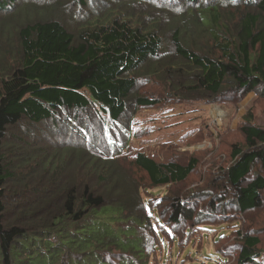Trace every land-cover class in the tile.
Listing matches in <instances>:
<instances>
[{"label": "trees", "instance_id": "obj_1", "mask_svg": "<svg viewBox=\"0 0 264 264\" xmlns=\"http://www.w3.org/2000/svg\"><path fill=\"white\" fill-rule=\"evenodd\" d=\"M203 36L209 37L206 51L197 42ZM153 79L154 92L139 89ZM230 88L234 96L259 89L264 94V0H0V264H160L163 235L171 245L178 241L166 221L181 225L183 248L190 224H202L227 200L241 211L263 207L261 126H242L245 144L234 146L227 164L217 162L226 192L215 191L212 178V189L197 195L208 197L198 211L190 206L194 189L178 185L199 175L201 151L185 161L186 153L165 156L170 144L128 157L114 152L120 142L111 132H128L121 122L133 114L125 116L127 110L194 96L216 100ZM59 115L73 128L79 123L88 139L94 132L90 117L97 116L107 148L73 139L50 154L49 148H25L29 140L14 130L28 121L48 122L61 134L69 124ZM15 147L19 165L29 167L37 157L39 178L47 175L49 190L63 191L39 202L54 215L40 229L29 218L9 223L5 216L9 183L26 180L12 163L15 154L9 151ZM210 161L214 167L215 159ZM70 162L74 168L67 171ZM122 163L135 169L123 170ZM257 167L262 172L253 173ZM40 185L37 178L25 189L48 197ZM150 186L178 194L168 204L163 197L145 200L141 192ZM236 238L232 264L263 263L259 233L242 229Z\"/></svg>", "mask_w": 264, "mask_h": 264}, {"label": "rangeland", "instance_id": "obj_2", "mask_svg": "<svg viewBox=\"0 0 264 264\" xmlns=\"http://www.w3.org/2000/svg\"><path fill=\"white\" fill-rule=\"evenodd\" d=\"M61 1L65 2L68 0ZM174 1L176 0H165L167 4ZM63 12L68 13V8L64 7ZM191 30H193L192 33L197 35L198 31L196 27ZM208 39V36L197 38L198 45L203 46L205 51V48L209 44ZM156 83L157 81L153 79L150 83H145V85L142 83L139 89H143L146 92H154ZM226 90L216 100H212L214 96L202 95L203 98H196L194 96L187 100L172 99L165 105L140 106L127 110L125 116L133 114L129 120H122L121 122L128 126L126 128L128 132L122 131V127H116V131L111 132L113 141L117 140L120 142V147H115L114 152L119 154L120 157H128L139 151H153L162 144H170L171 146L166 147L164 150L165 156H170L171 150L177 153H186L187 155L184 158L182 157L181 160L185 161L187 157H193L196 151H201L200 161L202 163L198 166L200 176L193 174L188 183L178 185V189H182L183 191L194 189L191 195L192 205L190 206L192 210L198 211L207 204L208 197L197 195L203 189H212V185L210 184L212 178H214L215 182H213V189L215 191L221 190L222 193L226 192L227 188H225V185L227 183L224 179L220 180V170L222 168H219L217 172V162H219L220 167L222 163L227 164L230 161L229 156L234 146L236 144H245L242 126L251 125L252 123L264 128V94L260 92V89L244 96H234L235 90L231 88ZM150 96L155 95L152 94ZM59 116L62 124H69L62 122V119H64L63 115ZM90 119H92V125H94V132L89 139L79 123L73 128V126H70L71 122L68 125L69 127L64 126L66 129L61 134L53 130L52 124L48 122L31 125L28 121L25 125L19 124L14 130L19 131L21 136L29 140V143L26 142L25 148H33L35 146L38 150L49 148L52 150L50 154L55 152L56 148H65L66 145L63 144H74V141L80 140H82L80 142H83L85 139H88L89 143L93 144L95 148H107L108 143L103 139L102 121L97 116H91ZM29 132L31 134H28ZM73 139L75 140L73 141ZM13 141L14 138L9 136L8 144L13 145ZM108 149L111 152L110 147ZM18 151L19 149L15 147L9 152L15 154L12 158V163L17 164V168L25 172L26 180L22 181L20 179L9 183L5 197L7 207L5 216L9 223H18L24 218H29V225H38L37 228L40 229L43 225L47 224L48 220L51 222V217L54 215L50 214L52 212L50 209L44 207L45 202H39H42L44 199H46L45 201H51L50 198L54 199L56 196H62L63 191H59L58 187L55 191L49 190V187L53 186V184L49 181L47 175L39 178V174L37 173L38 165L35 164L38 161L37 157L32 160L29 167H25L26 165L23 164L19 165L20 161L16 158ZM162 152H156L155 154H162ZM174 155L176 156L177 154L174 153ZM210 159H215L216 164L214 167ZM66 165L69 168L67 171H71L74 168V164L71 162L66 163ZM120 166L121 168L123 167V170H132L134 168L124 163L120 164ZM79 170L83 169L80 168ZM43 171L44 168L42 169ZM260 172L262 171L259 167L253 171V173ZM37 178L41 184L37 186V189L41 190L44 187L45 192L51 193L47 194L48 197L36 198L37 191L32 190L31 188L33 187L25 189L27 187L26 184L32 186ZM96 181L98 182V180ZM21 182L26 183L23 185ZM150 187L148 193L141 192L145 200L149 198L148 195L155 202H159L163 197L165 204H168L167 199L171 200L172 195L178 194L172 187ZM101 188L103 192L110 194L108 190L106 191L103 187ZM116 193L118 195L119 191ZM227 193L226 196L231 199L232 194L230 193V189H228ZM183 195L185 194L181 193V196ZM224 204V206L216 209L211 214V217H207L206 220L202 221V224H190L191 233L189 240L184 243L183 248L178 243L179 238L182 241L186 240V235L181 229V225H175L173 222L166 221V226L172 229L173 233L178 236V241L171 245V242L163 235V239L161 238V244L157 250L159 263L232 264L236 259L237 252L233 245L238 246L237 242H240L236 238V234L238 230L242 229L250 231L252 234L259 233L262 237L261 250L264 251V228L261 226L264 225V204L261 208L246 211H241L234 204L226 205L228 204V200ZM205 210H207V206ZM31 217L34 218L32 219ZM262 264H264V261Z\"/></svg>", "mask_w": 264, "mask_h": 264}]
</instances>
